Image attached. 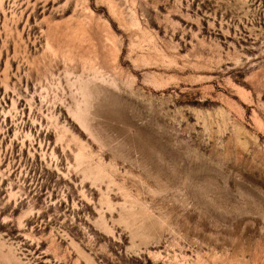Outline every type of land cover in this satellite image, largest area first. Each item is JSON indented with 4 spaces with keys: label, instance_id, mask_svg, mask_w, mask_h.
Here are the masks:
<instances>
[{
    "label": "rangeland",
    "instance_id": "obj_1",
    "mask_svg": "<svg viewBox=\"0 0 264 264\" xmlns=\"http://www.w3.org/2000/svg\"><path fill=\"white\" fill-rule=\"evenodd\" d=\"M0 264H264V0H0Z\"/></svg>",
    "mask_w": 264,
    "mask_h": 264
}]
</instances>
